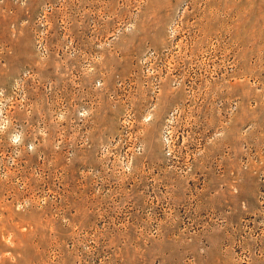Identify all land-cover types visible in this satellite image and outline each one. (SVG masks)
Segmentation results:
<instances>
[{"label": "rangeland", "instance_id": "rangeland-1", "mask_svg": "<svg viewBox=\"0 0 264 264\" xmlns=\"http://www.w3.org/2000/svg\"><path fill=\"white\" fill-rule=\"evenodd\" d=\"M0 117V264H264V0H0Z\"/></svg>", "mask_w": 264, "mask_h": 264}, {"label": "clouds", "instance_id": "clouds-1", "mask_svg": "<svg viewBox=\"0 0 264 264\" xmlns=\"http://www.w3.org/2000/svg\"><path fill=\"white\" fill-rule=\"evenodd\" d=\"M9 124H10L9 120L0 117V133L4 132L9 127ZM9 141L12 145H19L23 141V133L22 132L13 133L10 136Z\"/></svg>", "mask_w": 264, "mask_h": 264}]
</instances>
